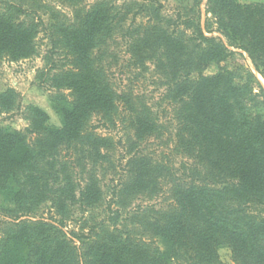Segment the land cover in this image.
<instances>
[{
    "label": "rangeland",
    "instance_id": "rangeland-1",
    "mask_svg": "<svg viewBox=\"0 0 264 264\" xmlns=\"http://www.w3.org/2000/svg\"><path fill=\"white\" fill-rule=\"evenodd\" d=\"M237 3L255 6L264 0ZM89 13L101 31L92 33L93 46L84 59L82 52L73 51L72 40ZM5 17L27 29L31 38L25 53L13 48L0 53V127L22 133L36 159L44 161L48 179L39 181L52 200L31 214L18 207L22 217L13 219L8 188L17 189L25 180L14 173L5 193L0 192V254L18 235L31 234L28 239L42 242L44 236L37 237L32 226L43 223L53 228L50 236L40 249L32 241L20 250L22 260L14 263L101 264L100 253L114 239L127 248L125 254L137 253L140 260L141 251L161 255L172 250L178 254L171 264H196L193 253L175 244L174 228L177 220L185 225L195 208L198 222L212 225L211 231L222 227L239 238L235 261L230 237L201 229L211 238L209 252L215 251L221 264L264 260V232L253 235L258 227L264 230V147L253 144V152L226 147L219 155L217 142L202 134L207 124L195 129L194 118L177 113V100L199 87L207 105L218 92L212 84H200L192 71L174 78L175 71L184 73L170 59L171 52L179 57L177 49L183 52L176 63H188L204 79L227 72L224 80L243 88L246 97L258 94V84L264 89L260 72L222 34L206 0H0V19ZM181 20H191L193 28L185 29ZM171 31L173 47L168 50L165 39ZM199 31L207 43L196 39ZM227 83L221 84L225 92ZM262 102L247 104L251 117L264 118ZM201 121L195 118L196 124ZM240 151L250 153V159ZM238 167L260 174V182L253 180L252 188L240 185L249 175L240 180ZM114 211L119 213L115 226L108 220ZM22 223L30 229L23 230ZM191 233L183 234L182 241L207 251L205 239H193ZM49 239L55 240L46 244ZM62 252L70 258L62 259Z\"/></svg>",
    "mask_w": 264,
    "mask_h": 264
},
{
    "label": "trees",
    "instance_id": "trees-1",
    "mask_svg": "<svg viewBox=\"0 0 264 264\" xmlns=\"http://www.w3.org/2000/svg\"><path fill=\"white\" fill-rule=\"evenodd\" d=\"M206 3L210 12L216 17V23L218 27L222 29V34H224L229 41L235 43L238 49L247 53L255 69L260 72L261 77L264 79V3L255 6H241L237 3V0H206ZM90 15H86V18L84 19L80 29H78L77 33L73 35V37H75L72 40L73 44L76 46L74 47L75 49H73L75 53L82 52L84 55L86 52H88L93 46L92 43L94 42V38L92 39V33L95 31L96 34V31L98 32V30H100L97 29V25L92 24L94 18L92 15ZM180 19L181 18L178 17L177 20ZM11 20L12 17H5V20L3 18L0 19V53L5 49L12 50V48L15 51H19V53H25L24 48H26L25 45H27L30 41L31 34L27 35L29 33L27 29H24L21 25L12 24ZM179 24L184 26V28L187 30L192 29L194 26V23L191 20H181L179 21ZM173 35L174 31H171V34L166 36L165 43L167 44L168 50H172L171 48L173 47L172 42L174 38ZM196 39L200 41V44L207 43L209 41V39L204 37L200 31L198 32ZM23 42L25 43L24 45ZM200 44L194 45L193 49L200 47ZM181 52H183L181 49H177L175 51V53H179V57H182L180 54ZM188 53H190V51L186 54ZM172 54L173 52H171L170 59L173 63H175L174 65L179 68L178 70L184 72L178 76L176 73L179 72L175 71V79H178L182 76L188 77L192 72H195L198 74L199 79L201 78L200 84H212L215 90H218L217 93L213 94L210 105L205 103V93L202 91V89H200V87L199 90L193 91V95L179 98L177 102L180 104V109L177 110V113L180 115V112H184L188 119L194 118L192 121L194 124H192L194 125L195 129L197 126L199 128L200 125L204 126L206 123V131L203 130L202 134H206L208 141L217 142L216 147L218 148L217 153H219V155L226 147H235L240 150L239 148L244 146L243 148L249 149L251 152H253V150L256 148L255 146H252L253 144H262L261 148H263L264 118L261 116L251 117V115L248 113L249 110H247V104H255V102L257 103V99H262L263 102L261 105L264 106V89L261 87V85L258 84L257 86L259 91L258 94L252 95L250 92L248 93L247 97L243 96L241 95V91L244 90L243 88H233V85H231V80H224L225 75L228 74L227 72L220 74L214 79H204L200 72L196 71V68L188 67L190 66L188 63L185 64L187 67L176 63L179 57L177 56V59H174ZM82 58L85 59V55L82 56ZM249 78L253 79V76L250 74ZM222 81L228 82L227 84L229 91L225 92L223 90L221 87ZM230 86L233 89H230ZM245 89L247 88L245 87ZM237 92L239 93L237 94ZM88 102L91 103L92 101L88 100ZM198 116L202 118L200 124H196L195 122V118H198ZM32 130L33 129H30L25 132H32ZM209 138L213 140H209ZM193 140H196L194 136ZM195 143L197 144L198 142ZM35 152L28 148L26 145V139L22 133L14 130L9 131L8 129H3L0 127V192L5 193L4 187L7 188L9 186L7 182L12 181L11 178L14 176L15 172L19 171L20 174L25 176V180L22 183L17 184V189L8 188L11 189V199L15 205V210L10 212V215L15 220H18L22 217L19 215L16 208L19 207L20 209L24 210L26 214H31L37 208V205L45 201L52 200L49 199V190L46 192V194L43 192L46 189L44 182L48 179L46 176V164L43 160L39 161V159H36V156L34 155ZM257 153L260 152L258 151ZM249 154L250 153H243L240 151V156L247 157L248 159L251 157ZM210 155L211 152L208 151L207 157ZM239 170L240 169L238 167L236 172H243L242 174H238L240 180L249 175L247 179H244V183H239L240 185L246 188H249L251 185L252 188L254 181H257L258 183L260 182V174L252 171L248 173ZM236 172L234 171V176H237ZM42 179H44V182L40 183ZM251 190L252 189H250V191ZM189 214V219H187L185 225H182L185 221L177 220L176 226H174V228L177 229L175 233V244L180 245L178 246L179 250L184 248L185 253H193V259L195 260L196 264H203L202 262H210L209 264H221L217 258V253L215 251L209 252L211 247V238L208 235L205 237L206 232L201 230L206 228L207 230H210L211 233L217 232L218 236L222 239H224L226 236L231 238L229 239L231 242H233V255L234 260L236 261V248L238 247L235 245V243L239 240V238L234 235H229V233L223 230L222 227L216 228L217 230L215 231H211L212 229L210 228L212 225L206 223V226L205 224L203 225V221H201L202 223H200V221L198 222V209L193 208ZM113 215L114 217H109L108 220L113 226H115L119 218L118 211H114ZM22 224V228H24L23 230L30 229V226L26 225V223ZM254 227L256 228L257 226ZM32 228L36 229L35 235L37 237L44 236L43 238L45 240L50 236V233L53 230L51 226L45 225L43 223L36 224L32 226ZM169 229H167V232L165 231L166 234L170 232ZM190 230L193 232L191 233L193 239L197 237V235L200 236L199 238L201 240L205 239V250L207 251H197V245H195V243L182 241L183 234H187V231ZM261 231L264 232L261 227H258L255 231L256 233L254 232L253 235H256L257 238V235L261 233ZM29 236L33 235H25L21 238L18 235L17 238L15 237L11 239V244L9 247L6 246V248L4 247L1 251L0 264H16L14 263V259L17 260V258H19L22 260V256H20L19 253L20 250L27 248L29 244H32V241L36 244L40 243V246L38 245L37 248L40 249L42 242L45 240L42 238V242H39L36 238L28 239L27 237ZM177 237H180L179 241H177ZM24 238H26V240ZM53 240L55 239L47 240L46 244L47 242L50 243ZM113 241L114 244L111 247L106 249L105 252L100 253V257L102 256L101 259L99 257L101 264H171V261H174L178 254V252H174L172 250H166L167 252L162 253L161 255L157 254L156 250H154L152 254L141 251L140 260V255H137V253L125 254L124 249L128 251L127 248L124 245H120L118 242H116V240L113 239ZM16 244H19V246ZM57 244L62 246L64 243L60 241ZM185 246L189 248V251H187L188 248ZM260 247L264 248V240L261 241ZM61 255L62 259L68 258V255L65 252H62ZM260 264H264L263 259H261Z\"/></svg>",
    "mask_w": 264,
    "mask_h": 264
}]
</instances>
